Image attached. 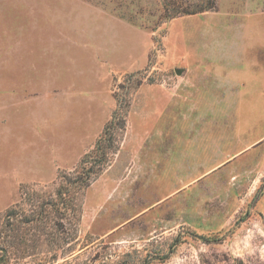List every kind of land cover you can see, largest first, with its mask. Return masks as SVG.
<instances>
[{
    "label": "rangeland",
    "instance_id": "rangeland-1",
    "mask_svg": "<svg viewBox=\"0 0 264 264\" xmlns=\"http://www.w3.org/2000/svg\"><path fill=\"white\" fill-rule=\"evenodd\" d=\"M11 209L39 216L21 264H264V0H0Z\"/></svg>",
    "mask_w": 264,
    "mask_h": 264
},
{
    "label": "trees",
    "instance_id": "trees-1",
    "mask_svg": "<svg viewBox=\"0 0 264 264\" xmlns=\"http://www.w3.org/2000/svg\"><path fill=\"white\" fill-rule=\"evenodd\" d=\"M116 114L115 112L111 123L105 127L94 151L86 154L82 159L80 169L76 170L72 176L64 175L69 185L76 183L79 189H85L91 184L92 180L101 174L104 166L110 161L111 152L115 153L116 150V148H112L114 134L111 132L117 118ZM68 194H71V189L68 185L62 183L58 189V195L59 201L66 208L69 207L71 200L66 197ZM59 201H56L55 204ZM38 219L39 216L34 212L30 215H22L16 212L15 209L9 210L5 215H0V264H12L13 257L15 264H21L19 259L26 258L30 253L29 251L34 250L41 240L35 226L32 225V222ZM27 223L29 224L28 228Z\"/></svg>",
    "mask_w": 264,
    "mask_h": 264
}]
</instances>
